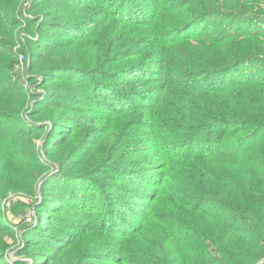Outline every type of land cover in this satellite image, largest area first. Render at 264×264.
I'll return each mask as SVG.
<instances>
[{"label":"trees","instance_id":"1","mask_svg":"<svg viewBox=\"0 0 264 264\" xmlns=\"http://www.w3.org/2000/svg\"><path fill=\"white\" fill-rule=\"evenodd\" d=\"M21 5L0 0V264L8 239L12 264H264V0Z\"/></svg>","mask_w":264,"mask_h":264},{"label":"rangeland","instance_id":"2","mask_svg":"<svg viewBox=\"0 0 264 264\" xmlns=\"http://www.w3.org/2000/svg\"><path fill=\"white\" fill-rule=\"evenodd\" d=\"M23 1V0H22ZM26 0H24V2H25ZM25 6L26 5H24V3L22 2V5H21V7L22 8H24L25 9ZM17 46H19L18 47V49L20 50V48H21V45L19 44V42H17V45H16V48H17ZM21 69V68H20ZM36 88H34V90H35ZM35 91H40V89H37V90H35ZM12 197L11 198H6L5 199V201H4V203L2 202V204H1V207H2V209H4L5 211H7L8 212V210H9V208L12 206ZM24 202H26L27 203V199L26 198H24ZM24 214V213H23ZM27 214V219H26V221H29V219H30V217L32 216V214H33V210L31 209V210H29L28 211V213H26ZM0 221L1 222H5V221H9V219L8 218H4V217H2V216H0ZM8 244L10 245V247H8V249H7V254H4L5 256H6V260L9 262V264H12V262H14V260L16 259L15 258V251H16V249L17 248H15L14 247V244H13V241L11 240V239H8Z\"/></svg>","mask_w":264,"mask_h":264},{"label":"built area","instance_id":"3","mask_svg":"<svg viewBox=\"0 0 264 264\" xmlns=\"http://www.w3.org/2000/svg\"><path fill=\"white\" fill-rule=\"evenodd\" d=\"M30 1L31 0H26L25 2H24V0L22 1L24 3V5H26L25 8L30 4ZM18 47L19 46H17V48ZM19 62H20V68L23 69V63L24 62H23V57L22 56L19 57Z\"/></svg>","mask_w":264,"mask_h":264}]
</instances>
